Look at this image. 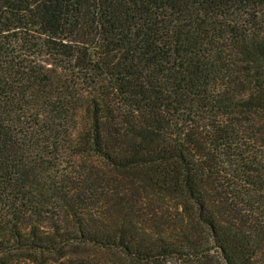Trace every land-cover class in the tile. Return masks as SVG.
<instances>
[{
  "label": "trees",
  "instance_id": "1",
  "mask_svg": "<svg viewBox=\"0 0 264 264\" xmlns=\"http://www.w3.org/2000/svg\"><path fill=\"white\" fill-rule=\"evenodd\" d=\"M0 264H264V0H0Z\"/></svg>",
  "mask_w": 264,
  "mask_h": 264
}]
</instances>
